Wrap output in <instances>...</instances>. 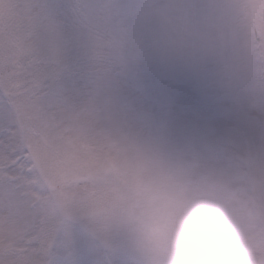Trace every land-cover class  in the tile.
<instances>
[{"label":"clouds","instance_id":"1","mask_svg":"<svg viewBox=\"0 0 264 264\" xmlns=\"http://www.w3.org/2000/svg\"><path fill=\"white\" fill-rule=\"evenodd\" d=\"M112 3L119 6L121 71L146 54L166 63L211 60L237 102L247 98L253 116L264 109V63L246 39L252 28L264 31V20L249 14L264 0ZM110 119L116 198L104 250L120 264H252L237 240L235 202L253 193L247 181L234 179L226 149L182 147L147 121Z\"/></svg>","mask_w":264,"mask_h":264},{"label":"snow or ice","instance_id":"2","mask_svg":"<svg viewBox=\"0 0 264 264\" xmlns=\"http://www.w3.org/2000/svg\"><path fill=\"white\" fill-rule=\"evenodd\" d=\"M119 6L112 0H0V162L43 187L77 141L118 115L113 84L121 75ZM264 63V31L246 34ZM95 125V126H94ZM248 131L209 145L264 206V109L246 115ZM9 163L11 166L9 167ZM42 231L38 223L34 229ZM36 238L31 247L38 248ZM51 264H120L79 228L57 237Z\"/></svg>","mask_w":264,"mask_h":264},{"label":"rangeland","instance_id":"3","mask_svg":"<svg viewBox=\"0 0 264 264\" xmlns=\"http://www.w3.org/2000/svg\"><path fill=\"white\" fill-rule=\"evenodd\" d=\"M249 14L264 20V5L251 4ZM220 78L211 60L166 63L146 54L114 82L115 108L118 115L149 122L179 146L205 149L248 131L247 98L237 102ZM255 134L264 130L257 126ZM115 147V129L97 127L95 138L78 140L79 154L57 165L43 187L0 162V264H51L57 237L70 242L74 228L107 245L105 225L116 198ZM235 203L237 240L252 264H264V206L254 195ZM38 223L43 230L37 233ZM36 238L41 244L33 248Z\"/></svg>","mask_w":264,"mask_h":264}]
</instances>
